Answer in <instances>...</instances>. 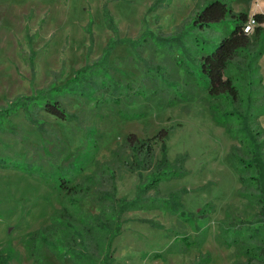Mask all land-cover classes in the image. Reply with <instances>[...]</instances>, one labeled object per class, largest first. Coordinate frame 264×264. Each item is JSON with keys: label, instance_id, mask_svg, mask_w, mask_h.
Instances as JSON below:
<instances>
[{"label": "rangeland", "instance_id": "obj_1", "mask_svg": "<svg viewBox=\"0 0 264 264\" xmlns=\"http://www.w3.org/2000/svg\"><path fill=\"white\" fill-rule=\"evenodd\" d=\"M201 1L0 0V106L18 95L60 84L77 68L94 62L113 36L104 19V8L112 16L116 37L123 39L114 44L107 57L109 82L118 87L119 101L113 100L109 91L104 95L109 98L103 102L68 96L63 98L64 107L75 115L69 120L40 111L45 129L41 131L18 112L11 117L18 133L0 132V158L4 160L0 164V245L9 243L17 250L10 264H36L29 257L24 237L46 224L60 206L58 174L73 175L71 183L87 191L81 200L85 213H97L101 205L109 216L113 202L108 196L103 200L100 196L111 191L112 183L116 197H132L138 176L126 169V152L116 158L111 151L129 132L150 137L164 127L169 135V158L178 152L188 154L186 174L162 180L155 196L166 197L184 187L187 191L182 201L187 211L196 212L207 204L212 209L199 231L178 213L156 204L125 211L120 233L111 244L113 264H232L237 250L222 243V231L264 224L259 220L255 198L247 187H240L237 173L225 159L230 145L238 141L214 121L198 97L169 104L176 91L181 96L195 94V76L178 66L174 45L140 38L146 30L161 37L180 32ZM231 5L234 10H245L248 18L254 12L264 14V0H232ZM88 22L94 39L89 54ZM259 65L264 84V52ZM122 111L137 116L125 118ZM258 120L264 126V114ZM89 127L99 133L94 147L85 141ZM155 151L159 153L157 144ZM87 156H92L91 162H86ZM148 193L154 194L152 190ZM182 235L194 243L185 247L173 242L175 236ZM105 242L103 231L91 228L89 253L97 261ZM157 251H164V257L150 255ZM42 255L44 264L62 263L47 248ZM245 257L240 252L242 261ZM62 261L86 264L67 255Z\"/></svg>", "mask_w": 264, "mask_h": 264}, {"label": "trees", "instance_id": "obj_2", "mask_svg": "<svg viewBox=\"0 0 264 264\" xmlns=\"http://www.w3.org/2000/svg\"><path fill=\"white\" fill-rule=\"evenodd\" d=\"M231 2L232 0H203L201 4L196 5V10L180 32L161 37L146 30L140 38L144 41L150 38L155 43L174 45L177 53L176 63L187 75L195 76L194 86L197 91L193 95L181 96L176 89L177 95L169 104L176 103L177 99L189 100L198 97L207 105L214 121L224 128L229 137L238 141V144L230 145L225 159L237 173L240 187L250 190L259 207V220H264V126H261L258 120V117L264 114V84L259 65V58L264 52V14H252L257 24L246 34L243 27L248 15L245 10H234ZM103 10L106 24L113 31L114 37L109 38L99 57L94 62L77 68L60 84L52 83L34 94L18 95L1 105L0 132L18 133L11 120L18 112L22 113L28 123L41 131L45 129L39 116L40 111L62 120H69L75 115L64 107L63 98L68 96L103 102L109 98L104 96L109 91L110 97L118 100V87L111 86L109 82L107 57L114 44L123 39L116 37V27L111 23L112 16L108 9ZM86 33L89 54L94 41L90 22ZM186 40H189L188 44L185 43ZM127 41L130 43L132 40ZM125 86L129 91L130 84ZM121 114L125 118L137 116L123 111ZM98 136L96 129L89 127L85 141L94 147L97 145ZM168 136L164 127L159 128L150 137H137L135 133L129 132L123 135L116 148L111 150L116 158L122 157L126 152L125 167L131 172H136L139 180L132 197H116L114 183L111 191L101 193V200L108 199V196L113 202L109 216L103 213L101 205L97 213L83 212L81 200L87 191L78 187L77 183H71L73 175L58 174L56 186L60 206L52 211L46 224L28 231L24 237V245L30 259L36 264H44L42 250L47 248L62 262L61 264L65 255L75 262L113 264L111 244L114 237L120 233L122 214L131 209L151 208L154 204L171 213H178L180 217L190 221L196 231L201 230L200 223L207 221L211 206L210 210L207 204L196 212L187 211L182 201L187 191L184 187L170 191L166 197L155 196L162 180L180 177L187 172L184 166L187 152H178L173 159L169 158ZM156 144L159 148L158 154L155 151ZM92 159V156L85 157L86 162H91ZM2 162L4 160L0 158V164ZM26 165L29 167V164ZM150 190L154 192L153 195L148 193ZM91 228L103 231L106 238L102 256L98 261L89 253ZM221 236L222 243L236 247L237 254L232 264H264V224L259 227H244L243 230L235 229L230 233L222 231ZM173 242L181 243L185 247L194 243L187 235L175 236ZM163 252L157 251L150 255L160 258L164 257ZM240 252L246 256L244 261L239 258ZM16 254L17 250L9 243L0 245V264H10Z\"/></svg>", "mask_w": 264, "mask_h": 264}, {"label": "built area", "instance_id": "obj_3", "mask_svg": "<svg viewBox=\"0 0 264 264\" xmlns=\"http://www.w3.org/2000/svg\"><path fill=\"white\" fill-rule=\"evenodd\" d=\"M254 24H256V20L254 19V17H249L247 19V22L244 24L243 30H244L245 27H249V26H251V28H252V26Z\"/></svg>", "mask_w": 264, "mask_h": 264}, {"label": "clouds", "instance_id": "obj_4", "mask_svg": "<svg viewBox=\"0 0 264 264\" xmlns=\"http://www.w3.org/2000/svg\"><path fill=\"white\" fill-rule=\"evenodd\" d=\"M251 31H252L251 26H249V27H245V28H244V32H245L246 34L250 33Z\"/></svg>", "mask_w": 264, "mask_h": 264}]
</instances>
